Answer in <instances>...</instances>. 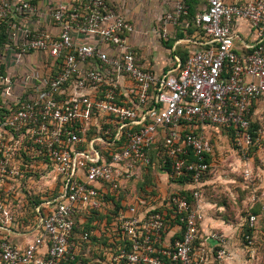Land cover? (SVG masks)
Masks as SVG:
<instances>
[{"label":"built area","instance_id":"built-area-1","mask_svg":"<svg viewBox=\"0 0 264 264\" xmlns=\"http://www.w3.org/2000/svg\"><path fill=\"white\" fill-rule=\"evenodd\" d=\"M172 2L164 40L167 27L188 14L182 0ZM238 22L255 35L243 52ZM194 24L204 35L167 80L139 64L131 22L106 0H0V264H212L229 257L223 235L202 238L198 199L211 168L208 131L222 132L246 179L255 163L264 175V0H207ZM30 56L37 66L20 74ZM153 152L196 204L180 191L154 203L135 192ZM36 168L56 181V191L13 230L17 217L7 202L34 196L25 186ZM256 218H247L250 232ZM13 236L31 237L16 243Z\"/></svg>","mask_w":264,"mask_h":264},{"label":"rangeland","instance_id":"rangeland-1","mask_svg":"<svg viewBox=\"0 0 264 264\" xmlns=\"http://www.w3.org/2000/svg\"><path fill=\"white\" fill-rule=\"evenodd\" d=\"M117 8L130 19L134 26L135 34L138 36H147V47L150 50V55L147 56L151 62L159 56L155 45L150 41L153 29L156 27L157 20L163 15L165 6L162 0H113ZM168 31H171V37L167 42L161 43L166 50L171 49L174 39H177V34H180V28L169 26ZM171 45V46H170ZM183 47L180 46L175 54L180 61L184 58ZM179 52H181L179 54ZM172 55V54H171ZM26 58V62L19 67L20 74L26 73L29 68L37 66L32 62V56ZM26 67V68H25ZM18 70L17 68H13ZM213 146V154L209 159L211 166L210 173L206 181L208 185L200 190V198L198 201L203 203L205 198L211 203L212 219L217 222L225 223L227 230L226 242L229 241L231 251L229 257L223 260L214 261L212 264H264V175L260 172L255 163L252 169H249L251 174L249 179H246V166L238 162L237 157L231 150V145L226 138H221L220 134H216L214 130L208 131ZM221 138V139H220ZM157 161H155L156 163ZM36 178L31 183L25 186L31 195L45 197L54 193L56 181L51 177L42 179L44 171L42 168H36ZM42 176V177H41ZM155 190L147 200L168 199L173 193L179 192L174 190L170 185L163 183L154 174ZM141 192V191H140ZM139 195V194H138ZM142 195V193H141ZM147 196L146 194H144ZM16 200L7 202V209L11 212L12 217H17V221L24 223L27 218H31L27 198L25 196L14 197ZM154 201V202H157ZM151 202V203H154ZM198 202V204H199ZM196 204V202H193ZM222 208V209H220ZM256 210V228L250 233L251 244H246V236L248 235L247 218ZM250 230V229H249ZM218 235H222L221 231H216ZM227 244V243H226Z\"/></svg>","mask_w":264,"mask_h":264},{"label":"crops","instance_id":"crops-1","mask_svg":"<svg viewBox=\"0 0 264 264\" xmlns=\"http://www.w3.org/2000/svg\"><path fill=\"white\" fill-rule=\"evenodd\" d=\"M107 3L113 7L116 11L120 12L123 16H125L127 19L128 17L126 15H124V13L122 11H120L117 6L115 5V3H113V0H106ZM163 4L165 6V11L163 13V15L157 20V24L156 27L153 29L152 31V35L148 37V39L150 38V41H152L153 39V43L155 45V48L158 50V57L157 59H154L152 62L150 60H148L147 56L150 55V50L147 47V36L144 38V36H138L137 34H135V29L134 32L132 33V35L129 36V42L130 45L132 46L133 50L136 52L137 56H138V62L139 64L145 69L148 70L150 72H152L153 74H155L157 77L159 78H165L167 80L173 79L177 76L178 74V70L179 67L181 65H183V63L180 61L179 57L175 54V52L178 50V48L180 46L183 47L184 50H187V52L190 54L194 48L197 46V44L199 43L198 41V35H196V31H194L192 26L194 25V20L197 16V14L201 13L202 11H204L207 7V0H182L184 2V4L187 6L188 8V14L187 16L182 17L179 21L178 24H176L174 27L180 28V32L184 35V37L179 38V39H174V43L171 47V49H165L163 48L161 43H165L168 41V38L171 37V31H168V27H167V39L164 40V38L162 37V20H163V16L165 14H167L168 12H171L173 10V2L172 0H162ZM249 0H226L227 3L230 4H243L245 2H247ZM42 9V7H41ZM191 16V17H190ZM190 19V21H189ZM130 21V19H129ZM131 22V21H130ZM132 24V23H131ZM46 25V24H44ZM133 26V24H132ZM191 26V28H190ZM189 27L190 30H192L191 33L188 32L187 28ZM134 28V26H133ZM235 34L237 35V40H236V49L239 52H243V46L244 44H249L251 45L254 40H255V35H254V31L252 30V28L250 27L249 24L245 23V22H238L235 25L234 28ZM172 38V37H171ZM171 46V45H170ZM172 54V55H171ZM129 83H125L124 86H128ZM123 89H125L123 87ZM123 103H126L127 101L124 99L122 100ZM214 132H216V134H220L221 138H224V135L222 134V132L220 130H214ZM220 138V139H221ZM154 169H153V173L157 174V177L159 178V180L163 183L168 184L171 186V188H173L174 190H181L182 188L186 189L187 187L185 185L182 186V184H177L175 182H172L168 179V176H166V174L164 173V171L162 170V168L160 166H158L157 164H154ZM155 180V177H154ZM210 182H205L204 185H208ZM203 185V188L205 187ZM167 186V185H166ZM151 190V189H150ZM149 190V188L146 190L149 194L146 197H149L152 192ZM156 190V189H155ZM136 192V190H135ZM137 193V192H136ZM144 195V194H142ZM145 196V195H144ZM157 201V200H154ZM149 203H151L152 201L149 200L147 201ZM199 202V201H198ZM199 207L200 210L202 212V216H203V221H202V226H201V232L204 234L203 237H210L212 234H216V231H221L223 236L227 237V227L225 225V223L222 221V223L215 221L214 219H212V205L211 203H209L206 198L204 200V202H199ZM222 209V208H220ZM30 218V217H29ZM33 216L31 214V218L29 219L30 221L32 220ZM31 236H25L22 238H18L17 236H13L11 237V241L12 242H16V243H21V242H25L27 241L28 238H30ZM208 244L212 246L216 245V242L214 240H207ZM226 248L229 250V252L231 251V247H230V243L229 241L226 242ZM227 250V251H228Z\"/></svg>","mask_w":264,"mask_h":264},{"label":"trees","instance_id":"trees-1","mask_svg":"<svg viewBox=\"0 0 264 264\" xmlns=\"http://www.w3.org/2000/svg\"><path fill=\"white\" fill-rule=\"evenodd\" d=\"M191 17V16H190ZM189 21H190V19H189ZM193 28H191V26H190V28L191 29H193L194 31H196V35H199V36H201V38L203 37V32H202V30L201 29H199V28H197L196 27V25L194 24L193 26H192ZM187 30H188V32L189 33H191L192 32V30H190L189 29V27L187 28ZM0 31H1V33H0V45H2L3 44V42L5 41L4 40V31H5V28H4V26L3 25H1L0 26ZM182 37H184V35L182 34V33H180V34H177V36H176V38L177 39H179V38H182ZM183 53H186L185 52V50H183L182 51ZM181 52H179V54H180ZM184 56V58L182 59V63L184 64V62H185V60L188 58V56H189V53H186V54H183ZM4 73V67H2V74ZM24 155V154H23ZM25 156V159H26V155H24ZM27 159H28V157H27ZM27 159H26V161H27ZM194 158L192 157V156H190L189 157V160H193ZM209 159H210V157L209 158H206V162H209ZM151 160H152V163L153 164H157L158 166L160 165V162H161V153L159 152V154H157V152H153V154H151ZM155 161H157L156 163H155ZM153 169H154V166L153 165H150L149 167H147V168H144L143 169V174H142V178H140V180L137 182V184H136V192L139 194V195H141V193L142 194H146V195H148L149 193L146 191L148 188H150V189H152V190H155V187H154V183H155V180H154V177H153V175H152V173H153ZM162 170L164 171V173L166 174V172H168L169 171V168L166 166L165 168H162ZM207 176H208V174L205 176V178H204V182H203V185H204V183L205 182H207L206 181V178H207ZM180 184H182V186L184 185V181L183 180H180V181H178ZM20 189L22 190V191H24L25 192V190H24V188L22 187V186H20ZM141 191V192H140ZM156 191V190H155ZM180 192V194H182V195H185V196H187V198H188V201L191 203V204H194L193 202H194V200L192 199V192L191 191H189V190H186V189H184V188H182L181 190H179ZM154 192H152V194H153ZM142 196V195H141ZM41 197H39V196H28V201H29V204H28V207H29V211L31 212V214L33 215V213H35L36 214V212H35V206H37V205H39L40 203H41V199H40ZM114 208H113V211H117V210H119L120 208H121V205H120V203L118 202V203H114V206H113ZM257 213L258 212H256V210H253V212H252V214L253 215H257ZM27 220V219H26ZM14 224L15 225H13V230H21L22 229V227L24 226L22 223H20V222H18V221H15L14 222ZM91 227V224L90 223H88V224H85V225H78L77 224V228L75 229V231L76 232H80V231H82V230H88L89 228ZM248 235L250 236V230L248 229ZM181 236V234H179V236L178 237H180ZM201 236H202V238H203V236H204V234L201 232ZM94 240H96L95 238H94ZM198 243H199V241H197L196 242V245H198ZM245 243H247V242H245Z\"/></svg>","mask_w":264,"mask_h":264}]
</instances>
